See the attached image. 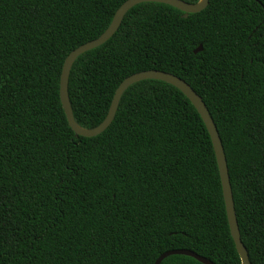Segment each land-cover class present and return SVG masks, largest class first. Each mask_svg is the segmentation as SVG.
<instances>
[{"label":"trees","instance_id":"1","mask_svg":"<svg viewBox=\"0 0 264 264\" xmlns=\"http://www.w3.org/2000/svg\"><path fill=\"white\" fill-rule=\"evenodd\" d=\"M125 1L0 0V264H154L173 249L242 264L212 138L179 88L132 84L95 136L69 124L65 59ZM183 14L138 3L82 53L69 75L74 118L99 125L134 73L186 80L218 127L250 260L264 264V0H209ZM160 264L204 263L173 254Z\"/></svg>","mask_w":264,"mask_h":264},{"label":"water","instance_id":"2","mask_svg":"<svg viewBox=\"0 0 264 264\" xmlns=\"http://www.w3.org/2000/svg\"><path fill=\"white\" fill-rule=\"evenodd\" d=\"M146 1H155L170 4L184 12L183 17H188L190 13H196L203 10L209 3V0H199L196 3H190L184 0H126L115 12V15L112 19V22L108 26V28L96 39L90 40L79 47L72 50L69 55L66 57L61 77H60V97L61 102L64 107L65 113L67 115L70 126L74 129V131L78 135L91 137L98 135L105 131L112 121L114 120L117 109L121 100V97L125 90L131 86L132 84L139 82L144 79H160L166 82H169L179 88L195 105L198 112L202 116L206 127L210 133L212 138V142L214 145L222 188L223 195L225 200V206L230 226V231L232 237L234 239L236 248L238 253L240 254L242 264H252L250 260V256L248 250L242 241L241 232L238 224L237 213L235 208V201L233 196L232 184L230 180L229 168L227 157L225 153V149L222 143V139L218 130V127L206 105L202 96L197 93V91L183 78L162 70H144L137 73H134L128 77H126L117 87L115 94L112 99V103L110 105L109 111L105 117V119L96 127L93 128H84L78 125L74 118L73 109L69 97L68 85H69V75L71 68L75 62V60L84 52L93 49L106 41H108L119 29L126 13L136 4ZM202 50V45L195 49V52H199ZM173 254H184L191 257H194L198 261L204 264H215L210 259L202 256L192 250L189 249H173L162 253L154 264H160L164 258L173 255Z\"/></svg>","mask_w":264,"mask_h":264}]
</instances>
